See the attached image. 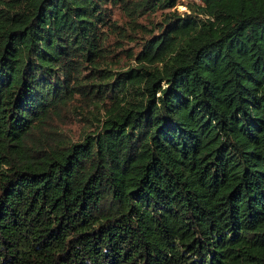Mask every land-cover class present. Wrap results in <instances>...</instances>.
Instances as JSON below:
<instances>
[{"label":"trees","instance_id":"1","mask_svg":"<svg viewBox=\"0 0 264 264\" xmlns=\"http://www.w3.org/2000/svg\"><path fill=\"white\" fill-rule=\"evenodd\" d=\"M108 2L168 10L101 71ZM177 2L0 0V264H264V0Z\"/></svg>","mask_w":264,"mask_h":264},{"label":"rangeland","instance_id":"2","mask_svg":"<svg viewBox=\"0 0 264 264\" xmlns=\"http://www.w3.org/2000/svg\"><path fill=\"white\" fill-rule=\"evenodd\" d=\"M187 0H178L177 4L172 9L182 13L187 11L185 2ZM108 6L110 17L116 20L120 27H125L124 30L129 36H123L122 28L105 29L104 33V53L105 56L99 62L98 66L101 71L107 70H119L129 65L135 64V61L130 57V52H137L141 48L142 42L148 37V31L154 23H159L163 17V12L168 9H156L153 12H149L140 17L138 20L142 26L140 30H133L126 24L127 17L123 13L119 5L108 2L105 4ZM87 71V70H85ZM98 114L94 109L84 104L80 99H74L73 103H69L67 107L61 109L59 114L52 115L51 123L58 129L61 128L63 134L67 135L72 140H80L87 130H91L94 127L92 124L95 121L93 114Z\"/></svg>","mask_w":264,"mask_h":264}]
</instances>
